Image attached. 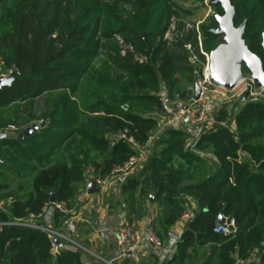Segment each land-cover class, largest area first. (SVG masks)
<instances>
[{"label": "trees", "instance_id": "1", "mask_svg": "<svg viewBox=\"0 0 264 264\" xmlns=\"http://www.w3.org/2000/svg\"><path fill=\"white\" fill-rule=\"evenodd\" d=\"M165 2L0 0V69L11 71L14 77L11 85L0 88V130L8 122H17L16 131L20 132L35 119L33 114L23 117L18 111L7 118L4 112L9 106L33 103L44 95L50 101L39 119L43 127L23 141L0 140V170L11 168L17 176L31 177L29 189L22 196L2 202L8 211L0 212V220L40 213L50 202L51 193L55 194L56 202L67 203L75 197L77 183L85 180L88 165H95L97 175H104L111 172L115 162L127 160L134 150L126 141L111 139V132L127 129L145 143L152 130L160 127L157 117L134 112L132 102L148 99L156 102L160 110L157 75L161 73L162 82L173 94L176 85L173 75L178 70L174 62L182 57L170 54L160 42L154 49L159 64L139 65L133 53L121 55L114 34H121L123 41L137 52L146 47L148 42L143 33L154 34L161 26L162 21L155 15ZM231 2L235 7V23L247 20L246 44L264 62L260 45L264 0ZM125 5L135 7L128 16ZM164 30L165 27L158 31L162 35ZM209 35L212 32L204 37ZM204 44L210 41L204 39ZM214 48L207 50L210 53ZM100 49L104 57L97 64L94 60ZM232 113L238 123L240 143L233 141L224 128L202 136L190 146L189 135L182 131L164 129L158 136V143H164L165 148L160 151V162L150 170L163 173L154 174L148 184L157 194H165L167 202L179 204L174 212L177 209L181 212L186 194L198 204L194 218L187 222L176 242L173 256L164 264H184L187 257L192 258L193 252L189 253L192 249L207 244L210 247L204 254L205 261L199 264H235L239 257L245 258L254 250H258L260 263L264 264V142L258 141L264 139V101L235 104ZM84 114L98 116H86L83 120ZM226 114L221 111V115ZM198 148L214 155L216 160L209 168L194 152ZM103 150L106 155L97 164L92 152ZM240 150L247 154L243 159ZM174 156L202 163L203 167L197 170L188 167L184 172L181 166L179 170L165 168L168 159ZM136 176L128 175L122 184L124 190L138 185ZM176 214L164 216L160 221L164 233L178 219ZM219 215L234 220L233 228L226 234L212 230L219 223ZM53 217L52 227L61 230L64 220L71 215L55 209ZM52 244L53 239L42 230L3 226L0 264H83L79 250H61L54 255Z\"/></svg>", "mask_w": 264, "mask_h": 264}, {"label": "built area", "instance_id": "2", "mask_svg": "<svg viewBox=\"0 0 264 264\" xmlns=\"http://www.w3.org/2000/svg\"><path fill=\"white\" fill-rule=\"evenodd\" d=\"M167 37L168 34H165L164 39H167ZM119 42L122 56H125L127 52H131L134 55V61L139 65L148 63L147 55L137 52L134 46L124 42L123 39ZM204 54L206 56V63L196 77L192 95L189 99L185 100L176 93L171 94L166 86H163L157 92L160 99L161 114L159 128L161 130L175 129L188 134V146L199 141L202 136L216 132L221 128L227 129L233 141L240 143L241 138L238 133V123L235 114H232L233 107L239 103L264 101V86L257 85L249 71L247 74L244 73L243 80L234 88H224L215 84L211 79L209 54ZM196 86L200 88L198 98L194 97ZM222 110H225L227 114L221 115ZM7 129L16 131L17 128L15 125H9ZM157 137L155 134L151 135L147 142L141 143L134 136L130 135L127 129L119 131L115 140L128 142L134 153L120 166H114L108 176L104 178L97 176V169L94 165H88L85 168L84 174L86 182L94 180L98 187L101 188L112 177L119 175L128 176L141 171L144 167L145 159L149 154L150 147ZM239 153L241 157H246L245 151L240 150ZM89 194L86 189L85 193L78 195V204L86 201ZM47 205H52L54 209L64 214H70L73 211L72 208H68L66 202H49L38 214L30 213L26 216L14 217L6 221L0 220V228L3 226H20L42 230L53 239L52 252L54 254H56L55 250H53L56 240H64L85 251H89L74 242L68 232L69 227L76 220L74 216L64 220L61 230L54 229L50 224L40 221ZM7 211L6 205L0 201V212ZM189 217V214L185 215V219ZM231 224L234 226V220H231ZM212 230L216 234H226L230 231V225L226 222H219ZM116 236L118 255L111 259L96 255L101 264H122V261L125 259L139 262L140 250L145 246H150L155 251H162L164 249V244L152 225L143 232L133 229L127 222L122 221L117 227ZM243 263V260H238L235 264Z\"/></svg>", "mask_w": 264, "mask_h": 264}, {"label": "rangeland", "instance_id": "3", "mask_svg": "<svg viewBox=\"0 0 264 264\" xmlns=\"http://www.w3.org/2000/svg\"><path fill=\"white\" fill-rule=\"evenodd\" d=\"M123 8L126 12V15L128 16L129 13H131L135 7L125 5ZM223 13V9L220 6L212 4L210 0H167V2H165V4L159 8L155 15L156 17H159L162 21L161 26L155 29L154 34H150L149 31L143 33V37L148 42V45L140 49L138 52L147 55L148 63H150L151 65L157 66L160 62V59L156 57L157 55L154 53L155 47L157 46V44H160V42L161 44L165 45L166 51H169L170 54L182 57L181 61L174 62L178 70L173 75L176 83L173 92L179 94L185 100L189 99L192 95V90L196 82V77L200 73L204 64L206 63V56L204 53L209 54L207 49L211 48L212 46H216L218 42H221V38H216L213 41H210V44H204V36H206L207 33L210 32L211 28L215 27V16L222 15ZM164 27L165 30L161 35L159 31L162 30ZM165 34H168L167 39H164ZM114 39L117 40L118 44H120L119 41L122 40V35L114 34ZM98 53L99 55L95 57L94 62L100 64L104 57V51L100 49ZM247 72L248 70L244 71V73L246 74ZM11 74V71L4 72L0 69V77H9ZM157 76L160 81L159 87L162 88L163 86H165L164 82H162L163 77L161 76V73H158ZM49 102L50 101L48 95H44L42 97L36 98L33 103H16L5 109L4 116L9 118V116L14 114L16 111H18L19 114L23 117L33 114L35 119L33 120L31 125L42 124L39 119L41 114L47 109ZM155 103L156 102L154 101L148 102V99L134 100L132 102V110L144 116L151 115L153 117L159 118L160 110L158 106L155 105ZM86 116L96 118V116L98 115L84 114L82 116V119L84 120ZM9 125H15L16 128L19 127V124L17 122H8L5 125L6 127L1 130L7 129ZM161 131L163 130H161L160 128H155L152 130V135L155 134L157 137L161 135ZM117 133V131L111 132L110 138L115 139ZM258 141L263 143L264 139H260ZM154 144V147L150 148L149 153L152 151L154 152V148L157 145L156 142H154ZM162 148H165V146L158 147V151H160V149ZM194 152L199 155L207 154V157L211 158L210 162L209 160L203 161L208 166V168L210 167L209 165H211V162L216 160L213 159L214 155L211 152L204 151L201 148L195 149ZM105 155L106 152L103 150L93 151L91 156L93 159H95V161H97V164H100L101 161L104 159ZM240 158L243 159L245 158V156ZM168 161L169 162L165 165V168H174L176 170H179V166H181L183 168V172L188 167H191L192 170H197L203 167L202 163L197 164V162L193 160L181 159L177 156H174L172 159H168ZM115 163L116 164L114 166H120L122 164L120 163V161H117ZM10 169L7 168L3 171L0 170V185L3 187L2 189H0L1 202H7L9 199L20 197L22 196L21 193H25V191L29 189L31 177L17 176ZM101 169H103V166H101ZM162 173L163 172L158 169L149 173L146 179L144 180V183L154 177V174L159 175ZM85 180L77 183L76 195L73 199L67 202L68 208L77 209L79 208V206H81L80 204L78 205L77 197L78 195H82L83 193H85L86 189H88ZM146 186L149 185L146 184ZM149 192L150 191L148 190L147 193ZM131 194H134V191ZM127 197L131 199L134 197V195L127 194L125 198ZM166 197L167 196L165 194H157V198L163 202V205L161 206V209L158 212L159 222L162 216H174L177 213L176 215L179 218V215L182 212L177 209L175 213L173 210L176 208V206H179V204L175 201L167 202ZM84 202L85 201H83L81 204H84ZM159 222L157 224H154L153 227L155 228L156 233L159 234L158 236L161 238L163 244L166 245L169 240V243L173 240V236H165L164 234H162V229L161 227H159ZM209 247L210 246L207 244L205 246L199 247L198 249H192V251L189 252L190 255L191 252H193L191 255L192 258H189L190 256L187 257L186 260H184V264H199L200 261H205L204 254L208 251ZM238 259L243 260V264H248L250 262H254L255 264H261L259 260L258 250L251 251L245 258L239 257Z\"/></svg>", "mask_w": 264, "mask_h": 264}, {"label": "crops", "instance_id": "4", "mask_svg": "<svg viewBox=\"0 0 264 264\" xmlns=\"http://www.w3.org/2000/svg\"><path fill=\"white\" fill-rule=\"evenodd\" d=\"M160 117L159 111V118L157 117L159 126ZM159 140V137L155 138L150 147L153 148L154 142H156L157 145L154 148V152L152 151L148 154L143 169L136 173L139 183L134 189L124 190L122 187L128 176L119 175L112 177L97 192L90 193L84 204L79 203L81 206L73 209L72 213H70L71 217L74 216L76 218L73 223L75 225L74 234L70 236L74 242L89 251H85L67 241H59L53 249L56 252V254L52 252L54 255H57L61 250H79L83 264H101L96 255L111 259L115 258L119 253L116 230L122 221L127 222L133 229L143 232L151 225L153 226L159 222L158 212L163 202L157 198V192L151 189L148 180L144 183L147 175L151 173V166L160 162L158 161L160 159L159 154L163 148L158 151V147L165 146V144L158 143ZM155 156L158 159H155ZM165 156L168 158L169 153ZM200 156L206 161H211V158H208L207 154ZM161 161L163 163L164 159L162 158ZM108 174L105 175L108 176ZM105 175L98 174L97 176L104 178L103 176ZM88 184L89 182H86L87 187ZM146 184L149 186H146ZM148 190L150 191L149 193H147ZM133 191L134 194H131ZM127 194L134 195V197L131 199L125 198ZM197 208V202L192 196L186 194L185 202L181 204L182 212L179 218L171 224L167 233H163L162 231V234L165 236H173V240L170 243L169 240L166 245L164 244L162 251H155L150 246H145L140 250L139 262L125 259L122 261V264H164L167 259L173 256L176 250V242L182 235L187 222L194 218ZM54 211L55 209L52 205H47L42 217L43 223L50 224L51 226L55 223L53 217ZM186 214L190 216L188 219H185ZM163 217H161L160 221L163 220Z\"/></svg>", "mask_w": 264, "mask_h": 264}, {"label": "water", "instance_id": "5", "mask_svg": "<svg viewBox=\"0 0 264 264\" xmlns=\"http://www.w3.org/2000/svg\"><path fill=\"white\" fill-rule=\"evenodd\" d=\"M214 5H221L224 10L223 15H217L216 20L218 25L211 31L215 34H223L224 42L219 44L209 53L211 79L212 81L224 88H234L244 77V70H248L254 82L257 85L264 86V62L262 58L252 52L244 39L247 20L239 26L234 23L235 7L231 0H210ZM262 48L264 50V31L262 33ZM14 77L11 74L9 77H0V88L11 85ZM200 94L199 86L195 88V98ZM44 124H33L25 130L17 132L8 129L0 130V140L5 138H15L23 141L27 136L32 135ZM99 190L98 185L94 180H90L88 184V192L93 193ZM50 202L55 203L56 197L54 193L50 195ZM219 222H226L233 228L231 219L223 215H219ZM75 225L69 227V234H74ZM59 241H55L57 244Z\"/></svg>", "mask_w": 264, "mask_h": 264}, {"label": "flooded vegetation", "instance_id": "6", "mask_svg": "<svg viewBox=\"0 0 264 264\" xmlns=\"http://www.w3.org/2000/svg\"><path fill=\"white\" fill-rule=\"evenodd\" d=\"M216 6H220L221 7V5H216ZM222 8V7H221ZM223 9V8H222ZM224 11V10H223ZM224 14V13H223ZM222 14V15H223ZM215 19H216V16H215ZM234 23H235V18H234ZM241 24V23H240ZM240 24H236L235 23V25L236 26H239ZM218 25V23H217V20H216V25H215V27ZM214 27V28H215ZM213 28H211V30H212ZM246 29V28H245ZM210 30V32H212ZM212 34L213 35H210V36H208V37H204V39H207L208 41H213L214 39H216V38H221V42H218L217 44H216V46L215 47H217L219 44H221V43H223L224 42V35L223 34H215V33H213L212 32ZM262 38V37H261ZM261 43H262V40H261ZM261 43H260V45H261ZM261 47H262V45H261ZM262 50H263V48H262ZM264 51V50H263Z\"/></svg>", "mask_w": 264, "mask_h": 264}]
</instances>
